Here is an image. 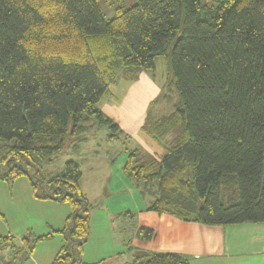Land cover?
<instances>
[{"label": "trees", "instance_id": "16d2710c", "mask_svg": "<svg viewBox=\"0 0 264 264\" xmlns=\"http://www.w3.org/2000/svg\"><path fill=\"white\" fill-rule=\"evenodd\" d=\"M171 45L182 102L169 116H148L142 129L155 141L184 129L162 157L132 152L124 172L143 196L157 183L149 210L159 214L208 225L264 223V0H137L111 19L98 0H0V179L32 180L34 164L63 148L71 118L73 133L90 116L116 131L96 104L119 70L155 68ZM81 175L69 161L47 181L51 193L35 192L73 210L72 225L59 230L72 245L52 264H88ZM137 235L151 240L155 230L142 226ZM130 263L191 264L184 254L149 250Z\"/></svg>", "mask_w": 264, "mask_h": 264}, {"label": "rangeland", "instance_id": "374dc122", "mask_svg": "<svg viewBox=\"0 0 264 264\" xmlns=\"http://www.w3.org/2000/svg\"><path fill=\"white\" fill-rule=\"evenodd\" d=\"M98 1L107 19L115 16L117 8H130L137 3V0ZM182 2L184 5V0ZM185 17L183 8L182 25L175 41L182 34ZM172 49L173 45L169 46L167 55L156 59L155 68L119 70L117 84L111 85L110 93L96 104L106 117L119 125L116 131L112 123L90 116L81 121L80 131L73 133L74 120L71 118L63 148L34 164L30 170L32 180L27 176L14 180L0 179V264H52L62 246L72 245L65 234L59 232L66 228L67 222L72 225V206L35 196V192L40 196L44 189L52 192L47 181L61 173L69 161H76L80 166L79 186L90 204L91 230L84 244L82 260L88 264H119L131 254L127 248L132 217L126 213L129 209L136 211L137 204L144 207L154 201L158 185L151 184L144 198L140 197L135 202L132 198L125 200L129 189L126 191V181L119 180L120 167L132 152L138 153L136 150L142 155L162 157L164 146L173 144L175 137L184 129L183 125L175 127L161 141H155L149 131L142 129L148 116L153 119L169 116L182 102L176 87ZM113 133L116 136H111ZM33 182H36L35 186ZM123 201L129 202L131 208L124 210L122 216L113 215L109 217L112 220H107L106 216L100 215L106 208ZM95 212L98 215L94 220ZM135 217L142 219L135 215L131 220ZM126 228L128 234L124 232ZM49 233L52 237L38 239Z\"/></svg>", "mask_w": 264, "mask_h": 264}, {"label": "crops", "instance_id": "0c3cea01", "mask_svg": "<svg viewBox=\"0 0 264 264\" xmlns=\"http://www.w3.org/2000/svg\"><path fill=\"white\" fill-rule=\"evenodd\" d=\"M121 165L119 180L126 181L127 195L125 200L144 198L132 179L127 177ZM121 192V191H120ZM151 204V203H150ZM149 205L140 207L136 211L129 209L134 215L142 219L131 220L129 223V247L131 254L126 255L119 264H129L141 250L155 252H177L188 256L191 264H264V223L247 222L237 225H208L198 222H187L169 214H159L149 210ZM131 208L129 202H121L114 207L106 208L102 216L107 220L113 215L122 216L123 211ZM137 213V214H136ZM96 212L93 215L94 220ZM128 219V218H127ZM126 219V220H127ZM93 221L94 232L96 231ZM92 225V224H91ZM142 226L155 230V237L151 240H140L138 229ZM128 228V227H127ZM127 228L125 233H127ZM135 241V245L132 243Z\"/></svg>", "mask_w": 264, "mask_h": 264}]
</instances>
